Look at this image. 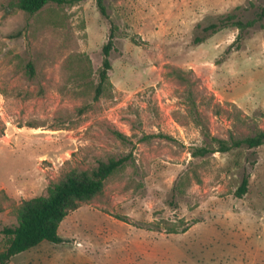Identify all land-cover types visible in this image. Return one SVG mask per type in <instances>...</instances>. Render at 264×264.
Segmentation results:
<instances>
[{"label": "rangeland", "instance_id": "rangeland-1", "mask_svg": "<svg viewBox=\"0 0 264 264\" xmlns=\"http://www.w3.org/2000/svg\"><path fill=\"white\" fill-rule=\"evenodd\" d=\"M103 2L109 18L98 0L33 14L0 0V228L69 172L128 157L63 242L7 264H264V143L193 155L264 130V17L239 41L232 22L204 29L257 19L264 0Z\"/></svg>", "mask_w": 264, "mask_h": 264}, {"label": "trees", "instance_id": "trees-1", "mask_svg": "<svg viewBox=\"0 0 264 264\" xmlns=\"http://www.w3.org/2000/svg\"><path fill=\"white\" fill-rule=\"evenodd\" d=\"M81 0H17V5L28 13H36L50 3L74 4ZM98 6L101 13L109 18L107 7L103 0H98ZM264 17V6L257 19L244 21L233 17L220 22H212L205 26L206 31H216L221 27L232 22L240 29L237 41L244 37L245 31L255 25L258 20ZM115 27L112 23L110 38L103 46L104 60L99 69V84L96 89L98 97L103 85L109 80V71L112 68L110 59L114 48ZM29 68L34 72V65L29 64ZM219 146L217 149L208 147H197L193 150L194 156H204L209 151H229L232 148L247 146L250 148L260 146L264 143V130L255 135L240 139H233L229 142L227 139L215 138ZM128 157H112L108 161L100 160L98 165L92 170H81L69 172L63 179L50 185L47 195H40L26 200L20 209V218L17 225H8L0 228V235L7 237L6 244L0 248V264H7L13 256L23 251L37 246L44 240L55 243L63 242L65 239L59 234V227L70 210L79 207L82 200L91 199L104 190L107 178L119 170L127 162ZM249 176L243 177L239 186V194L247 191ZM174 231H176L174 229Z\"/></svg>", "mask_w": 264, "mask_h": 264}]
</instances>
